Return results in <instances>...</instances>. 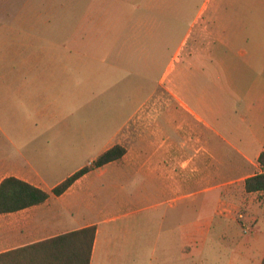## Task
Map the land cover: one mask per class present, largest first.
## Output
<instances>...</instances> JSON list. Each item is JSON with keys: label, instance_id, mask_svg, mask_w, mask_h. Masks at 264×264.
Segmentation results:
<instances>
[{"label": "crops", "instance_id": "obj_1", "mask_svg": "<svg viewBox=\"0 0 264 264\" xmlns=\"http://www.w3.org/2000/svg\"><path fill=\"white\" fill-rule=\"evenodd\" d=\"M175 3L190 2L153 0V9ZM141 4L147 2L135 3L138 10ZM145 22L154 30L152 19ZM10 62L0 77L10 81L0 93V181L13 176L49 197L0 213V252L95 225L89 264H177L178 251L182 264L192 261L212 224L209 216L192 219V183L203 179V166L204 181L211 179V165H224L226 150L239 174L204 190L226 186L216 203L226 218L234 219L242 205L257 212L260 203L250 195L264 191L246 192L244 179L260 172L264 149V0L197 1L159 79L160 93L132 127H114L121 115L74 112L79 93H50L49 70L58 85V64L31 53ZM81 113L88 124H81ZM200 128L202 145L194 140ZM115 144L126 148L121 158L85 173L59 195L52 192ZM135 177L155 182L151 192L145 183L124 188ZM149 196L151 205L135 207Z\"/></svg>", "mask_w": 264, "mask_h": 264}, {"label": "rangeland", "instance_id": "obj_2", "mask_svg": "<svg viewBox=\"0 0 264 264\" xmlns=\"http://www.w3.org/2000/svg\"><path fill=\"white\" fill-rule=\"evenodd\" d=\"M140 1L0 0V77L8 73L10 61H23L29 53L33 58L41 55L62 70L58 85L53 83L56 75L49 70V92L79 93L74 112H103L106 116L112 113L114 118L121 115L114 127L123 122L132 127L138 112L152 106L160 93L159 79L199 0H189L187 5L156 6L157 9H153V0H145L147 4H141L138 10L135 3ZM147 19L155 23L154 30L151 22L143 23ZM154 44L159 47L158 52L153 51ZM9 82L0 80L1 94L8 91ZM65 103L66 110L71 108L68 101ZM80 121L88 124L85 113H81ZM200 129L199 134L194 133V140L202 145L204 128ZM229 151L232 150L224 152V165H211V179L204 181L203 166V179L192 183V219L209 216L212 224L209 234L199 237V251L185 264H255L263 254L264 192L250 195L260 203L257 212L242 205L233 219L226 218L216 204L226 186L204 190L239 174L236 166L228 163L232 162L226 154ZM123 183L129 191L143 189L145 183L151 192L155 182L135 177ZM154 199L146 197L135 207L151 205ZM179 254L178 251L176 261L182 264Z\"/></svg>", "mask_w": 264, "mask_h": 264}, {"label": "trees", "instance_id": "obj_3", "mask_svg": "<svg viewBox=\"0 0 264 264\" xmlns=\"http://www.w3.org/2000/svg\"><path fill=\"white\" fill-rule=\"evenodd\" d=\"M125 152L126 148L120 144L111 146L55 185L52 192L55 195L63 193L85 173L121 158ZM257 160L260 172L244 179L246 192L264 191V149ZM48 197L45 190L13 176L0 181V213L36 205ZM95 231V225H91L0 252V264H89ZM260 264H264V254Z\"/></svg>", "mask_w": 264, "mask_h": 264}, {"label": "built area", "instance_id": "obj_4", "mask_svg": "<svg viewBox=\"0 0 264 264\" xmlns=\"http://www.w3.org/2000/svg\"><path fill=\"white\" fill-rule=\"evenodd\" d=\"M251 231H253V229H250Z\"/></svg>", "mask_w": 264, "mask_h": 264}]
</instances>
